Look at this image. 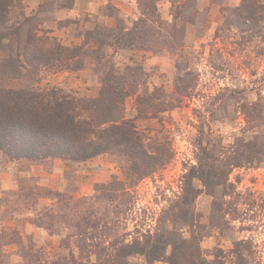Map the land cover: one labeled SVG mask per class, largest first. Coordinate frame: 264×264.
Masks as SVG:
<instances>
[{
	"label": "rangeland",
	"instance_id": "374dc122",
	"mask_svg": "<svg viewBox=\"0 0 264 264\" xmlns=\"http://www.w3.org/2000/svg\"><path fill=\"white\" fill-rule=\"evenodd\" d=\"M241 1L8 0L0 88H60L143 146L0 152V264H264V156L234 158L264 146V0L238 27Z\"/></svg>",
	"mask_w": 264,
	"mask_h": 264
},
{
	"label": "trees",
	"instance_id": "16d2710c",
	"mask_svg": "<svg viewBox=\"0 0 264 264\" xmlns=\"http://www.w3.org/2000/svg\"><path fill=\"white\" fill-rule=\"evenodd\" d=\"M8 7V0H0V26L7 21ZM259 8H262L259 0H242L231 10L230 24L245 27L258 22L263 18L258 14ZM9 65L14 68L12 61ZM84 103L82 98L64 93L55 86L44 89L0 88V152L10 159L57 157L84 161L113 147L131 146L134 150H142L143 145L135 129L126 122L102 127L105 120L96 123L92 117L83 115L87 109ZM235 141L238 142L236 150H239L240 141ZM243 146L241 151H236V164L240 160L253 163L264 156L263 145L246 141ZM143 155L148 158V165L153 167L163 166L170 158V153L162 151L149 155L143 150ZM189 189L192 190L190 186ZM189 199L185 197L184 201ZM131 248L146 251L142 246ZM124 251L126 255V249ZM148 255H161L160 245L150 248Z\"/></svg>",
	"mask_w": 264,
	"mask_h": 264
}]
</instances>
